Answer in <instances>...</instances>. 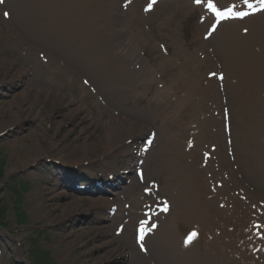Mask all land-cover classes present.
I'll use <instances>...</instances> for the list:
<instances>
[{"label": "rangeland", "instance_id": "374dc122", "mask_svg": "<svg viewBox=\"0 0 264 264\" xmlns=\"http://www.w3.org/2000/svg\"><path fill=\"white\" fill-rule=\"evenodd\" d=\"M17 3L16 0H7L4 6L0 5V60L5 59L7 63L14 64L13 69L5 68L8 64L0 68V235L4 234V237L0 236V264H37L33 254L42 259L41 255L45 251L50 253L53 264H143L144 260L140 258L133 242V248L126 258L119 249V243L131 244V228L126 230L125 239L121 240L115 235L118 220L105 221L110 205L115 203L123 207L124 204L119 202L120 193L133 200L140 195L142 187L134 177V168L132 174L124 177L123 181L113 180L119 189L105 191L110 192L112 197L100 193L101 190L95 187V180L104 177L100 176L104 171L102 167L110 160V156L114 157L107 151L108 146L124 147L130 143L134 148L137 139L141 142L152 129L157 130L150 128L154 120L150 101L157 95V82L153 80L151 85H142L130 92L122 87L115 95L111 91H103V96L98 85L93 91L95 86L85 76L90 74L89 69L84 71L76 58L71 57L69 64L74 62L71 64L75 66L69 65L72 73L64 79H49L53 75L48 71H42L40 76L50 81L42 83L46 90V86L51 85V90L58 91L53 92L61 94L67 101L46 102L33 92L24 95L29 83L38 82L36 71L41 70L30 65L33 63L29 64V59L35 58L41 62L42 54L52 63L57 54L53 44L46 38L28 37L25 29L26 10L25 17L18 14L19 20L14 17L12 22L4 18V11L13 13ZM199 12L192 11L184 16L176 35L169 30L176 27L175 21L168 22V29L157 14L144 17L139 9L124 13L123 16L128 19L124 21L129 22L133 30L140 31L141 38L145 36V31L153 37V46L150 45L148 49H145L139 36L136 37V56H140L139 52L145 49L146 59H152L156 72L162 75V71L158 70L161 55L155 45L166 43L171 52L177 48L176 41L179 40L185 41L191 51L199 48L196 41V18ZM119 18L117 26L111 31L104 24L108 18L100 24L98 21L96 29L107 36L117 35V30L124 27L122 16ZM92 28L91 33L96 30ZM117 48L118 44L113 43L112 49ZM27 54L31 55L29 59H26ZM214 61L219 62L217 58ZM64 62L67 63L66 60ZM57 66L60 67V62ZM127 67L132 72H140L138 69L135 71L134 67ZM19 69L25 70L27 76H20ZM206 69L200 70V81L205 78ZM46 70H49L47 64ZM172 73L166 71L163 78L166 86L173 81ZM83 77L88 79L92 88L86 87ZM144 78H147V74ZM156 79L161 81L158 77ZM180 87L181 90L185 89L183 84ZM99 99L105 104L98 106ZM82 128L85 130L82 131ZM142 129L145 132L142 133ZM156 132L160 136L159 142L162 141L163 131L161 135L158 130ZM83 142L88 145H83ZM160 147L159 144L156 150ZM96 150L100 154H90ZM73 154L80 155L78 159L85 167L90 163L87 157H97L98 163L90 175L58 160L62 155ZM126 156L115 157L114 170L125 171L129 164ZM240 164L238 161L239 168ZM160 176L154 172L148 180ZM166 179L163 176L161 182ZM128 182L131 184L128 185ZM79 185L85 188L77 192ZM252 190L257 192L255 187H251ZM102 198L107 199V205L100 202ZM149 249L153 254L152 261L166 264L159 256V246L150 242ZM19 255L22 260L15 258ZM169 264L182 263L171 259Z\"/></svg>", "mask_w": 264, "mask_h": 264}, {"label": "bare ground", "instance_id": "6f19581e", "mask_svg": "<svg viewBox=\"0 0 264 264\" xmlns=\"http://www.w3.org/2000/svg\"><path fill=\"white\" fill-rule=\"evenodd\" d=\"M16 2L18 3L15 6V10L13 9V20L14 17L19 20V13L25 17L27 11L25 29L28 37L33 38L35 36H41L42 38H46L57 50L58 56H54V62L55 64L56 62H62V64L60 68L56 66L53 68L50 67L51 69L49 71L54 74V76L49 77V79L62 80L67 73L68 75L72 73L69 63L67 62L65 66L63 63L65 59L68 60V52L78 57L81 63L78 65L84 71H86V66H88L93 69L90 70V73H93L94 70L99 72L101 75V82L106 84V87L113 90H120L121 84H123V87H126L127 91H132L136 88L135 85L137 82L132 79V76L136 75L137 80L142 79L138 73L131 75L129 70L122 69L130 60L128 61L124 58L125 56L122 55L121 49H123L125 53H132V39L128 33H120V35L112 34V37H109L102 31L96 29L98 21L100 24L101 20L105 18H108V25H110L111 29L117 26V22L110 19L106 11L108 8L109 11H111L112 6L116 7V3L111 4L109 0H16ZM263 19L264 13L244 21H252L250 25L251 32H249L246 37H242L237 33L236 25L240 22L224 23L220 27L222 30L221 37H216L217 39L212 38L211 41L208 42H215L217 52L221 61H223L224 67L229 74L237 80L235 85L228 86L230 87L229 90L232 91L230 105L232 107L233 121H236L238 125L235 126V124H233L232 133L235 136L239 158L242 163H244L245 170L247 171V178L249 179L250 177L249 180L254 183L262 193H264V142L262 140L264 137V101L261 98V94L264 92ZM86 26L90 31L84 28ZM91 26L96 29L93 33H90L93 29ZM204 26L205 25L198 27L197 35L202 32ZM117 37L119 38L118 40H116ZM112 38L115 39L119 45L117 51L120 50V52H113ZM147 40L150 41L149 39ZM208 43L205 41L201 42V50H205ZM256 48H258V51L255 50ZM176 55L178 59L184 60L187 58V51L182 44H180L179 51L176 52ZM0 62V68L4 67V64H8L5 67L7 69L14 68V64L10 62L7 63L8 61L5 59L0 60ZM162 63L165 69L177 68L179 77L186 83L187 95L189 97L184 100L178 99L179 102L175 106L186 112L189 111L187 112V120H189V123L187 126L188 128L182 125V123H178L181 110L173 117V119H175L174 125L170 123L165 111L160 113L158 117L159 122L162 126L169 127L165 128L168 134H172L178 126L181 130L177 132L182 131L187 133L188 129L189 133L191 131L189 127L196 123L199 124L200 115L208 111V107L206 106L208 98L206 96H201L197 104L194 101V94L197 90L194 70L186 72L180 69L176 61L171 57L163 59ZM194 64H200L201 67H204L205 65H212V61H197ZM41 67L45 69L43 65ZM19 70L18 74L20 76H27L25 70ZM93 80L95 79L93 78ZM36 81L38 82L29 83V89L27 93L25 91L24 95L33 92L46 102L67 101L61 94L57 95L55 93L58 91L51 90V85H48L49 87L46 86L48 90L44 88L45 86L43 87L42 83L46 81L50 82L49 80L37 77ZM210 88L214 90L212 92H215L211 93V98L218 101L219 93L215 84L211 85ZM168 90L169 89L166 88L162 96L157 98L154 102L160 103L163 101L168 95ZM173 90L176 91V88ZM203 91L206 93L209 92L205 89H203ZM178 95L176 91L174 96ZM200 110L202 111L199 112ZM156 122L158 123V121ZM208 123L214 124L216 121L213 119L208 121ZM183 129H185V131H183ZM84 130L85 129L82 128V131ZM143 132H145L144 129H142V133ZM214 139L218 140L217 136H215ZM220 140H222V133ZM83 145L87 146L88 143L83 142ZM175 146L176 144H166V149L167 152L170 153L172 163L170 166H167V163L162 165L163 169H166V173L169 175L167 179L169 185L166 191L171 194L175 204L174 209L172 208L169 213V222L166 224L164 223L165 229L161 236H157L162 239V242L165 243L170 250L178 249V243L181 241V235L178 229V227L181 226L180 224L191 222L193 226L198 224L206 229L209 224L211 225L214 217L222 218L224 216V213L215 210V199L210 200L208 198L211 195L207 188L209 183L205 179V170L199 167V158L196 151H191L190 154H187L181 150V146L179 150H177ZM97 151L98 150L90 154H100ZM107 151L115 155L127 154V156L131 158L134 156L132 147L127 145L124 147L110 145ZM79 156L80 155L74 154L69 156L62 155L60 160L62 163L78 166L81 171L89 173L84 166H80L82 161L78 159ZM188 158H192V161L187 162L186 160ZM86 160L90 161L89 166H92L91 164L96 162L97 157H87ZM113 163L114 162H111V164ZM108 168H111V166ZM223 171H229V175L232 178L231 182L235 183L237 187H242V183L236 179V173L230 171V163L227 162L226 156L223 158ZM112 173L114 172L111 171V174ZM115 174L120 176L118 172H115ZM178 186H180V189H178ZM220 195L228 196L229 193L228 191H222ZM100 202H103L104 205L108 204L105 198L100 199ZM134 204L135 206L141 205L140 201ZM118 214L119 213H117L116 216L119 218L120 216ZM197 256L194 253H189L187 255V257L194 261L198 259ZM19 257L22 258L21 255H19ZM211 260L212 258L208 261ZM256 264H264V260Z\"/></svg>", "mask_w": 264, "mask_h": 264}, {"label": "snow or ice", "instance_id": "6c2138e0", "mask_svg": "<svg viewBox=\"0 0 264 264\" xmlns=\"http://www.w3.org/2000/svg\"><path fill=\"white\" fill-rule=\"evenodd\" d=\"M194 2L197 4V5H200L203 0H194ZM0 3H3V0H0ZM156 3V0H150V3L148 5V10H151V7L153 4ZM244 3L247 4V6L249 8H252L253 5L249 2V0H244ZM259 3L261 5V10L264 11V0H259ZM207 8L210 12L214 13L216 18L218 20H221L223 18H225V16H229L231 18H239V19H243L244 17H246L249 13L247 12H237V11H234L232 8H228L227 9V12H222L218 9V7L216 6V4H214L213 2H211V0H209V2L207 3ZM9 14L8 13H5V16L7 17ZM212 31L214 32L215 31V28L212 29ZM245 32H247V30H245ZM209 35H211V33H209ZM215 75V74H213ZM221 79H223V77L221 76L220 77ZM165 211H167V209H165ZM197 234L195 232H193L191 234V238L195 237ZM141 239H143V237H141Z\"/></svg>", "mask_w": 264, "mask_h": 264}]
</instances>
